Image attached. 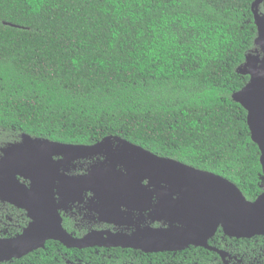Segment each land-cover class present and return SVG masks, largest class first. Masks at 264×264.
I'll list each match as a JSON object with an SVG mask.
<instances>
[{
    "label": "trees",
    "instance_id": "obj_1",
    "mask_svg": "<svg viewBox=\"0 0 264 264\" xmlns=\"http://www.w3.org/2000/svg\"><path fill=\"white\" fill-rule=\"evenodd\" d=\"M254 2L0 0V144L24 134L85 146L119 137L219 175L257 200L264 192L261 151L247 110L233 98L250 80L238 69L255 49ZM259 10L264 14V1ZM218 236L239 250L241 264H264V236ZM46 248L84 264H130L103 250L101 257L54 241ZM35 256L55 264L54 255ZM147 259L221 263L194 246Z\"/></svg>",
    "mask_w": 264,
    "mask_h": 264
},
{
    "label": "water",
    "instance_id": "obj_2",
    "mask_svg": "<svg viewBox=\"0 0 264 264\" xmlns=\"http://www.w3.org/2000/svg\"><path fill=\"white\" fill-rule=\"evenodd\" d=\"M263 1L253 3L258 29L255 49L238 69L240 74L249 75L250 80L233 98L248 112V125L261 151L264 172V14L259 10ZM112 139L119 143L117 149L111 145L105 150L107 162L95 166L90 175L71 178L58 175L57 170L66 164L54 166L56 169L50 166L49 160L61 156L71 166L83 155L80 152L99 148ZM21 179L28 181L29 186ZM56 181L59 185L54 186ZM67 186L70 196L76 199H82L83 189L104 190L113 201L124 194L126 200L140 199L150 207L155 197L160 198L155 207L159 214L155 218L169 220V226L149 227L138 238L112 233L104 239L94 234L77 239L63 230L56 200L52 199L54 190H58L62 199ZM0 198L26 208L35 219L19 238L0 242V263L44 248L49 240L60 242L68 249L121 247L145 253L180 252L194 246L216 252L225 260L226 252L209 244L219 229L235 239L264 236V192L257 200L248 201L239 188L219 175L158 157L119 137H107L97 145L85 146L24 134L21 143L13 144L0 157ZM34 205H42L49 211L54 206V210L45 215L43 211H36Z\"/></svg>",
    "mask_w": 264,
    "mask_h": 264
},
{
    "label": "flooded vegetation",
    "instance_id": "obj_3",
    "mask_svg": "<svg viewBox=\"0 0 264 264\" xmlns=\"http://www.w3.org/2000/svg\"><path fill=\"white\" fill-rule=\"evenodd\" d=\"M22 136L20 139L13 143H2L0 144V157L5 156V150L11 147L13 144H19L22 142ZM103 142V141H100ZM100 142L94 144L97 145ZM91 145V146H94ZM112 145L113 149H117L118 142L110 140L106 142L102 149V153H98L92 156L79 155V158L72 162L70 166L64 156L54 157L52 160L55 162L57 167L66 164V167H62L58 170V175L68 176L71 178L82 177L90 175L94 167L107 162V151ZM100 149V148H99ZM62 160V161H60ZM70 160V159H69ZM61 163V164H60ZM21 182L29 186L28 181L21 179ZM148 180L144 182L147 184ZM59 185L58 181L55 185ZM81 187L79 190H81ZM53 199L57 203V213L61 220V225L64 231L71 234L77 239L86 238L92 234L101 236L104 239L108 234H118L123 233L130 237H140L143 235L146 229L149 227L153 229H160L169 226V220H163L160 217L155 218L159 212L156 211L155 207L158 204L160 198L155 197L151 202V207L149 203L142 204L140 199L134 202L125 199V195L121 194L117 201H113L110 196H108L104 190L96 189V191H86L83 189L81 196L82 199L72 198L70 196V187H66V193L63 195L62 199L59 195L58 190H54ZM34 209L43 211L44 214H48L52 211V207L45 208L42 205H34ZM35 219L31 217L30 212L24 207L16 206L6 199L0 198V242L6 243L8 241L15 240L24 234L25 230L34 223ZM217 233L209 240L211 247H215L219 250L225 251V260L220 257V264H241V255L234 252V247L232 244L227 243L223 240L221 236ZM222 231V230H221ZM223 232V231H222ZM225 235V234H224ZM226 236V235H225ZM53 241L49 240L45 243L44 248H39L34 250L20 258H13L10 260H5L0 264H39L36 256L31 258L35 253L46 254L47 256H52L54 258L55 264H84L82 258L70 257L67 251L62 248H57L52 251L47 249V243ZM57 242V241H54ZM223 242L225 246L221 248ZM61 244L60 242H57ZM212 244V245H211ZM62 245V244H61ZM58 246V245H57ZM67 250H86L94 249L97 256H101V250L110 254V257L114 261H118L121 256H127L130 260V264H148L147 255L152 253H145L134 249H124L121 247H90L84 249L70 248L68 249L62 245ZM51 247V246H50ZM120 249L116 250V249ZM127 250H131L133 254L131 255ZM45 251V252H43ZM181 252V251H180ZM165 253V252H163ZM101 257H104L103 255ZM103 260V259H100ZM100 262V261H99ZM97 262L96 264H99ZM52 264V263H49Z\"/></svg>",
    "mask_w": 264,
    "mask_h": 264
},
{
    "label": "bare ground",
    "instance_id": "obj_4",
    "mask_svg": "<svg viewBox=\"0 0 264 264\" xmlns=\"http://www.w3.org/2000/svg\"><path fill=\"white\" fill-rule=\"evenodd\" d=\"M104 145H102L101 147L99 148H91L89 150H85L84 152H80L81 154L85 155L86 157L87 156H92V155H95V154H98V153H102L100 152L102 149H103ZM50 161V166L53 168V169H56L54 166H56L55 162L51 159L49 160ZM58 168V167H57ZM58 171V170H57ZM55 186V184H54ZM52 199H53V196H52ZM52 209L54 210V206H52Z\"/></svg>",
    "mask_w": 264,
    "mask_h": 264
},
{
    "label": "clouds",
    "instance_id": "obj_5",
    "mask_svg": "<svg viewBox=\"0 0 264 264\" xmlns=\"http://www.w3.org/2000/svg\"><path fill=\"white\" fill-rule=\"evenodd\" d=\"M103 141V140H102Z\"/></svg>",
    "mask_w": 264,
    "mask_h": 264
}]
</instances>
